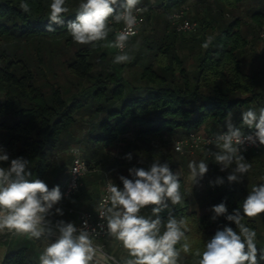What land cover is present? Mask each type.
<instances>
[{"label":"trees","instance_id":"obj_1","mask_svg":"<svg viewBox=\"0 0 264 264\" xmlns=\"http://www.w3.org/2000/svg\"><path fill=\"white\" fill-rule=\"evenodd\" d=\"M158 1L167 13L181 9L190 0ZM212 1L216 4V15L207 18L197 14L195 20L199 30L188 39L198 46L195 69L189 70L178 53L177 33L168 20L166 27H171V34L152 41L149 34L144 36L145 51L138 49L136 57L129 63V66L140 63V74L132 82L125 80L121 71L109 64L114 56L107 54L104 40L81 45L69 34L67 24L75 19L83 0H66L65 7L69 11L63 16L64 24L56 26L52 32L46 30L51 0H0V88L4 91L0 100V148L7 152L10 160L22 157L29 161L30 179L43 180L49 189L55 186L61 189L67 178L69 169L64 165L57 166L53 156L80 122L86 130L81 140L86 153L82 156L92 171L104 168L113 176L115 170L127 167L147 170L154 161L167 163L179 178L183 199L176 205L168 201L167 207L158 213L161 233L170 217L187 221L185 236L191 243L192 252L185 254L182 251L183 240L176 245L180 250L179 260L186 264H197L199 258L194 252L205 250L206 243L217 230L228 226L239 232L235 223L225 216L212 219V207L221 202L226 204L228 214L240 209L241 223L256 232L258 260L264 252L261 230L264 213L248 218L242 212L243 200L249 190L240 182L229 183L228 174L220 172L219 178H223L224 183H212L208 212L199 215L193 204L198 201L203 179L193 180L189 187L186 177L191 174L189 162L199 163L200 160H192L174 150V141L191 132H200L202 128H205L204 133L226 131L229 115L232 124L240 127L243 133L251 132L254 129L242 126V112L249 109L258 112L264 107V85L258 74L243 68L247 49L252 40L255 44L258 42V29L264 24V0ZM22 2L29 4V12L20 8ZM142 3L149 4L150 0H140L138 6ZM246 3L253 6L248 12L254 25H247L240 16L226 17V11L236 10ZM142 17L141 29L149 25L151 19L146 11ZM109 27L112 31L107 39L113 42L116 26L109 22ZM209 30L216 33L205 48ZM135 37L129 40V50L136 48ZM32 46H35L36 55L30 50ZM73 46L72 53L60 62L66 74L77 81L71 82L76 91L68 100L50 59L56 48ZM261 58L264 60V56ZM116 147L120 148L118 158H112L113 163L109 164V153ZM132 150H138V155L142 156L136 164L126 162L127 154ZM69 161L71 163V158ZM0 167H8V163L0 162ZM102 179V174L86 175L81 192L74 196L79 202L68 203L73 197L62 198V201L77 210L90 209L95 215L100 191L98 188L90 191L89 186L99 185ZM117 184L122 182L118 180ZM154 207L142 208L140 215L156 219L152 212ZM57 219L56 224L64 221L77 226L79 215L65 211L60 220ZM38 240L26 235L14 242L5 241L0 264H40L41 252L36 248ZM110 246L109 249H113ZM259 264H264V260Z\"/></svg>","mask_w":264,"mask_h":264},{"label":"clouds","instance_id":"obj_2","mask_svg":"<svg viewBox=\"0 0 264 264\" xmlns=\"http://www.w3.org/2000/svg\"><path fill=\"white\" fill-rule=\"evenodd\" d=\"M65 3L66 0H51L47 31H55L56 26L64 24L63 16L69 11ZM139 4L140 0H83L75 19L67 24L68 32L76 43L88 45L107 39L112 31L109 27L110 18L117 24L123 22L124 30L117 32L115 40L106 46L119 50L113 63H126L131 57L125 47L129 38L136 35L137 14L147 10L138 7ZM20 8L26 13L30 11L26 2H22ZM209 42L203 47L207 48ZM242 126L254 129L253 134L245 136L240 127L232 124L229 115L227 130L215 138L217 151L209 150L222 172L231 169L227 175L229 183L241 182L250 171L251 165L241 154V147L246 142L253 145L258 142L264 146V107L258 112L253 109L243 111ZM174 146L176 151L181 150L179 142ZM127 158L131 159V154ZM0 162L8 163V167H0V232L8 230L35 239L50 236V221L46 217L63 198L60 187L49 189L43 180L30 179L32 173L28 170L29 161L22 157L10 160L2 148ZM188 168L194 181L202 179L208 172L205 160L199 163L191 161ZM129 173L132 179L119 177L122 188L112 181L108 182L107 195L100 203L99 215L102 220H106L108 235L120 241L127 251L130 258L124 264H177L180 257L177 244L183 240L182 251L185 254L192 252L191 243L185 236L187 221L170 217L161 233L162 222L158 213L167 207L168 201L173 205L182 202L178 176L167 163L159 161H154L147 170L131 168ZM223 183V178L218 177L215 181L217 185ZM149 205L156 206L152 209L156 219L140 215L141 209ZM211 211L214 213L213 220L225 216L228 221L235 223L239 232L228 226L217 230L206 243L205 250L201 252L197 249L194 252L199 258L197 264H259L260 260H264V252L258 260L256 232L241 223L240 209L228 214L226 204L221 202L214 205ZM242 212L248 218L264 213V183L252 187L243 200ZM55 213L63 215L60 208H56ZM56 228L59 235L41 253L40 264H92L96 249L87 223L77 228L73 222L59 221Z\"/></svg>","mask_w":264,"mask_h":264},{"label":"rangeland","instance_id":"obj_3","mask_svg":"<svg viewBox=\"0 0 264 264\" xmlns=\"http://www.w3.org/2000/svg\"><path fill=\"white\" fill-rule=\"evenodd\" d=\"M141 5H143L147 10L146 12L150 13V23L149 25H144L142 29H140V33L135 37L137 44H136V48L134 47L132 50H129L130 48V44L128 42V46L127 49L125 50L129 56L131 57V59L126 62V63H121V64H115L113 62H110L109 64L112 65V68L117 70V71H121L123 77L125 80L127 81H134L136 78H138L139 74H140V63H136L134 65L129 66V63H132V61L134 60V58L136 57V51H138V49H141V52L145 51V46L142 45V40L144 38V36L149 34V40H160L164 34H171V27L172 23H171V27H166L167 25V21L170 20L169 19V15L172 13V11L170 12H164V10L161 8L160 3L158 0H150V3H142ZM187 12V17L192 21V22H196L195 18L197 16V14H200L201 16H206L207 18H209L210 16H215L216 15V4L212 1V0H190L188 1L186 4H184L183 6ZM253 6L250 5L249 3L243 4L240 7H238L236 10L233 11H226V17L230 18L233 16H240L243 21L246 22L247 25H254V23L251 22V15L250 12H248ZM171 22V20H170ZM198 24V23H197ZM264 28V24L263 27L258 29V42L253 43V40L251 41L250 44V48L247 49V56L244 58V65L243 68L246 72H254L256 74H258V79L262 82V85H264V60L261 58L262 56H264V48H263V42L262 39L260 37V33L262 31V29ZM199 30V24L197 26V29L192 32V33H177V37H176V45H177V50L178 53L185 59L186 61V65L188 67L189 70H194L196 67V62H195V58H196V51L198 49L197 44H195L194 42L188 41V39L193 36L194 34H197L196 32ZM249 32V31H247ZM216 33V31L211 32L210 30L208 31V33L205 36L206 40H210L212 38V36ZM197 37L199 35H196ZM104 46H105V50L107 52L108 55L110 56H114L118 54V52L116 51L115 48L112 47H107L106 45L111 43L112 41L110 39H106L104 40ZM255 42V41H254ZM59 46V45H58ZM35 46L30 47V50L32 51L33 54L36 55V51H35ZM251 47H252V51H251ZM194 48V49H192ZM74 50V46L73 47H69L67 48H56L55 49V55L52 57L51 60V67L54 69V71H56L57 73V79L60 80L62 82V86H63V92L65 95V98L70 100L71 98V94H73L76 89L71 85V82L75 83L77 82L75 78L69 76L66 74V71L64 70V68L60 65V62L68 56L69 53H72V51ZM45 51V50H44ZM45 58L46 60H49L48 54H45ZM37 65V64H36ZM123 66V68H122ZM43 67V65H42ZM46 70V67H43ZM48 77L53 80V78L51 77V74H48ZM3 89L0 88V100L3 97ZM85 125L83 123H79L76 127H74V129L70 132V136H67L64 140V145L61 147L60 150H58L55 155L53 156V161L56 162V165H64L66 167V169H69L70 166V161L69 159L71 158V154H70V148L72 146H80L81 150H82V155L86 153V147L83 143H81V140L84 137L85 134ZM200 132L204 133L205 128H202L200 130ZM215 146V145H214ZM213 147V146H212ZM209 148L207 149L205 152H199V151H195V152H189L186 153V155L192 159V160H205L206 163L208 164V172L204 175L203 182L200 186L199 192H198V201L194 202L193 204V209H195L197 211V213L199 215H203L205 213L208 212V201H209V189L211 188L212 183H214L217 178L219 177V173L222 172L220 170L221 166L218 165L217 163L214 162L212 156L209 154V150L210 151H216L217 149L215 147L213 148ZM118 148L116 147L114 149H112L109 153V158H108V162L109 164L113 163L112 158L116 157L118 158ZM120 149V148H119ZM128 154H131V159H128L126 157V162H132L133 164H136L137 162H139L142 159V156L138 155V150H132L129 151ZM127 154V156H128ZM129 169H131V167H127V168H123L120 170H115V175L110 176L104 168H97L91 172H89L87 175H91V174H102L103 175V179L101 180V183L97 186H93L90 185L89 186V190L93 191L94 188H98V190L101 193V188L105 179V176L109 177L110 179H112L116 184L118 183V180L120 176H124L127 177L129 179H132L133 177L130 175L129 173ZM227 174H229L230 171H223ZM245 177V176H244ZM243 177V178H244ZM187 182H188V186L190 187L191 182L193 181V178L191 177V174L187 175ZM84 186V185H83ZM117 186L119 187H123V185L121 184H117ZM81 192V191H80ZM79 192V193H80ZM78 193V194H79ZM77 194V195H78ZM194 196V194H193ZM79 199L77 198H72L69 200L68 203H78ZM68 207V206H66ZM68 209H72V214H80V212H91L90 209H81V210H77V208H75V206H69L65 211H68ZM55 210V209H54ZM70 212V211H69ZM97 212V210H96ZM51 215L53 216V213L51 212ZM56 220L57 217L53 216ZM80 224V218L78 221V224ZM24 236L26 235H18V234H14L12 232H9L8 230H4L3 232H0V257L1 254L4 252V242H14L18 239H22ZM57 237L50 235V236H42L39 240L38 243H36V248L37 250H39L41 253L43 252V250L47 247V245L51 242H54L55 239ZM113 242L119 244V241L116 240L114 237H110L107 238L106 241L104 240H100L98 242H95L98 246H100L102 248V250L109 254L110 256H112L115 260V262L117 264H124V261H126L127 259H129V255L127 253V251L123 248L118 246V248L115 249H109V245H112ZM180 259V257H179ZM92 264H103L100 260L94 258ZM188 264H192L191 262H188Z\"/></svg>","mask_w":264,"mask_h":264},{"label":"built area","instance_id":"obj_4","mask_svg":"<svg viewBox=\"0 0 264 264\" xmlns=\"http://www.w3.org/2000/svg\"><path fill=\"white\" fill-rule=\"evenodd\" d=\"M138 7L145 8L142 5ZM142 13L137 14L138 23L136 25V35L135 36H137L140 33V29L143 24ZM169 19L171 20L172 26L177 33H192L197 29V26H198L197 22H192L187 17V12L184 7L172 12L169 15ZM109 22L115 24L116 26L114 35H116L117 32L124 30L125 26L123 22L117 24L114 22L113 19H111ZM135 36H131L129 40ZM260 37L262 39L263 48H264V28L262 29L260 33ZM114 40H115V36H114ZM127 46H128V43L125 47V50L127 49ZM116 51L119 52L118 49H116ZM223 132H225V130L217 132V133L191 132L187 134L186 136L181 137L174 141V145L176 144V142H179L180 147H181L180 151H176L175 146H174V150L175 152H178L180 154H186V153L195 152V151L205 152L207 149L214 146V141H215L216 136ZM253 132L254 130H252L251 132L243 133V134L245 136H248V135L253 134ZM210 141H212L213 143H210ZM262 148L263 146L259 145L258 142L255 145L246 142L241 147V154L243 156L249 153L258 154ZM70 154H71V163L69 166L67 178L60 189L62 196L65 199H70L76 196L81 191L84 185V181H83L84 178L89 172L92 171L88 163L82 156V150L80 146H77V145L72 146L70 148ZM109 181H112L113 183H115L112 179L105 176V179H104V182L101 188L100 198L97 204V212L95 213V215L92 214L91 212H80L79 214L80 224L76 226L77 228H81L84 226L85 222L87 223V230L90 233V236L93 242V247L100 251H103L102 248L98 246L95 242L106 239L107 237L110 236L108 235V232H107L106 220H102L99 215L100 213L99 206L103 198L107 195L106 189H107V185ZM70 212H72V210H70ZM46 220L50 221V224L48 225L49 227H56V223H55L56 219L52 215L49 214L46 217ZM93 229H95V231H93ZM119 246L123 247L121 242L119 243ZM177 264H186V263H183L178 259Z\"/></svg>","mask_w":264,"mask_h":264},{"label":"crops","instance_id":"obj_5","mask_svg":"<svg viewBox=\"0 0 264 264\" xmlns=\"http://www.w3.org/2000/svg\"><path fill=\"white\" fill-rule=\"evenodd\" d=\"M244 158L246 162L251 165V168H250V171L247 174H245V177L242 178V181L240 182V184L244 185V187L248 189L250 192L253 186L264 183V146L258 154L249 153V154L244 155ZM232 167H235V165H233ZM227 171H231V169H228ZM66 206L69 207L70 205H68L67 202L65 203L61 200L52 209L51 212L53 213V216H56L60 220L61 215L56 214L54 209L60 208L62 212L64 213L65 210L68 208ZM70 210L72 209H68V211ZM261 230L264 234V227H261ZM118 246L119 244L113 242V244L110 247L115 249V248H118Z\"/></svg>","mask_w":264,"mask_h":264},{"label":"water","instance_id":"obj_6","mask_svg":"<svg viewBox=\"0 0 264 264\" xmlns=\"http://www.w3.org/2000/svg\"><path fill=\"white\" fill-rule=\"evenodd\" d=\"M50 228L52 233L51 235L58 237L59 235L58 229L56 227H50ZM94 258L100 260L103 264H117L112 256L98 249H96V256Z\"/></svg>","mask_w":264,"mask_h":264}]
</instances>
